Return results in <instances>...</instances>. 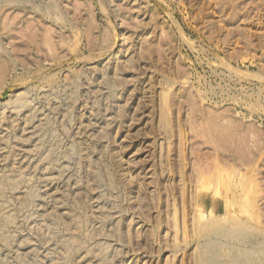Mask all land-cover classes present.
<instances>
[{
  "label": "rangeland",
  "instance_id": "1",
  "mask_svg": "<svg viewBox=\"0 0 264 264\" xmlns=\"http://www.w3.org/2000/svg\"><path fill=\"white\" fill-rule=\"evenodd\" d=\"M198 211L264 264V0H0V264H199Z\"/></svg>",
  "mask_w": 264,
  "mask_h": 264
},
{
  "label": "bare ground",
  "instance_id": "2",
  "mask_svg": "<svg viewBox=\"0 0 264 264\" xmlns=\"http://www.w3.org/2000/svg\"><path fill=\"white\" fill-rule=\"evenodd\" d=\"M117 46H118L117 44L116 45L113 44V46L111 47V50L117 49L116 48ZM211 214H212V211L210 212V215H209L210 217H206L202 211H198L196 218H194L195 220L197 219L196 222L197 221L199 222L198 226H197L198 228L200 227L199 232H198V236L200 239L203 240V244H199V246H198V251H199L198 262H199V264H229L230 262H233V261L238 263V264H256L254 262V259L251 256V254H249L250 252L243 251V250L239 251L238 253H236L233 256H229V258L231 257L230 260L228 258V259H225L223 261H215L221 255L223 249L220 250L218 248V246H216L217 243L207 244L206 242H211L210 239L215 238V237L216 238H234L236 236V233H238L240 231H246L247 227L244 225V223L243 224L242 223H233L231 227L223 226V223H221V222H223L224 219L217 218L216 216H211ZM232 219H233V217H232Z\"/></svg>",
  "mask_w": 264,
  "mask_h": 264
}]
</instances>
